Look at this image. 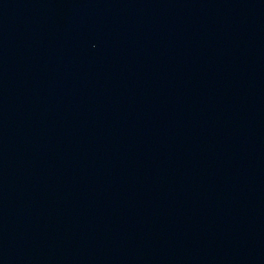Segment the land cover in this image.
<instances>
[{
  "label": "water",
  "instance_id": "water-1",
  "mask_svg": "<svg viewBox=\"0 0 264 264\" xmlns=\"http://www.w3.org/2000/svg\"><path fill=\"white\" fill-rule=\"evenodd\" d=\"M0 264H264V0H0Z\"/></svg>",
  "mask_w": 264,
  "mask_h": 264
}]
</instances>
